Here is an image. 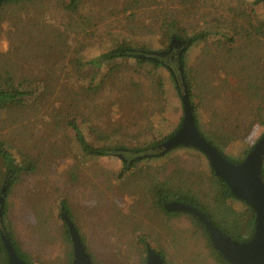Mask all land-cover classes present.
<instances>
[{"label":"trees","instance_id":"obj_1","mask_svg":"<svg viewBox=\"0 0 264 264\" xmlns=\"http://www.w3.org/2000/svg\"><path fill=\"white\" fill-rule=\"evenodd\" d=\"M11 1L14 0H8L6 3ZM18 1L20 4L14 12L17 14L25 13L27 9H30V5L32 8V5L40 2L38 0ZM221 4H224L229 12L234 11L235 15L226 17L219 14ZM63 16L64 19L56 25L57 27L52 28H49V24L45 21H31V25L22 27L20 21L13 16L15 19L10 34L16 36L17 43L9 52L2 53L1 56L4 59L0 61V71H2L0 74L7 89L0 87V112H9L16 107V104L31 97L29 93L19 90L21 80H23L22 82L29 80L40 82L44 84V93L49 95L52 100L50 102L51 110L45 113L48 120L43 119L44 122L49 125H52L53 122L55 127L56 122L58 125L69 126L75 134L78 150L84 157H106L111 152L119 150L140 152L147 148L157 147L176 133L183 116L169 134L162 140L148 145L146 149H133L128 146L138 141L139 137L149 135L154 131L156 119L163 113L162 98L152 92L156 78L155 72L161 67L169 68L160 60L144 56L149 53L147 48H138L136 45L152 42V46H154L162 27L168 24L175 29L171 41L176 40L187 44L180 56V61L197 130L199 131V124L196 109L191 102V85L186 81V73L192 71L189 63L190 51L194 47H201L202 57L198 63L202 76L200 80L199 77L195 80L202 89L201 95L203 88L208 89L210 93L206 92L210 94L212 104L220 109L221 106L223 107L222 113L217 109L214 116H217L218 130L224 140L231 142L244 138L246 132L243 117L246 112L247 98L250 97L253 85L247 84L246 77L242 75L233 83L232 70L235 69V74L239 75L246 73L248 69L245 63L248 58L246 50L248 53L250 47L237 46L234 56L227 51V45L223 48L222 55H216L211 49L215 40L223 36L230 25L238 28L239 23L244 21V13H239L238 0H70L69 7L64 9ZM237 18L242 20L238 22ZM44 25L51 30L49 32L50 40L47 42L40 36ZM101 27H106L107 30H104V33H98V29ZM245 27L239 26V31L243 33V39L246 42L249 40L247 36L251 34ZM22 29L27 30L24 36H22ZM70 35L74 36V46L73 42L67 41L71 37ZM102 36L111 37L119 42L114 47L91 52L89 58L82 61L84 60L81 56L82 51L95 48L96 41ZM225 40L227 43H231V38L226 37ZM43 49L44 52L40 56L38 50ZM152 51L157 52L156 49ZM85 67H91L93 74L88 83L82 84L80 79ZM223 72L227 73V81L221 79L220 75ZM195 75L198 76L196 73ZM203 76L204 78H202ZM17 77L21 79H16ZM230 101L234 107L229 110L228 107H232ZM61 105L75 106V110L72 112L79 114L88 124L92 136L89 140L83 131L67 118L52 117L56 107ZM234 108L237 113L236 119L234 122H230L228 119L231 115L228 113ZM53 128H49L48 131L53 132L55 130ZM263 135L264 133L260 138ZM98 139H105L108 144L101 148L95 147L92 141ZM206 141L222 154L218 147L208 140ZM254 145L250 146L239 160L229 159L224 154L222 155L232 165H239ZM178 149L197 152L205 158L206 163L198 166L197 170L182 171L181 168H177L165 180H157L154 177L155 179L153 178L149 182L147 191L155 210L166 216H178L183 213L168 212L164 209L163 204L180 203L192 206L231 241L238 244L250 242L255 233L253 210L232 193L227 184L215 174L208 160L200 151L191 147H178L165 155L145 160L159 162ZM13 151V147H10L4 140H0V160L3 164L4 174L0 186V197L3 198L2 217L8 214V196L12 188L19 182L22 173L30 174L36 169L35 161H30L26 167H23L16 161ZM260 172L264 183L263 167ZM59 211L62 221L61 215L65 214L74 225L84 245V239L78 232L66 200L60 203ZM249 214L251 215L250 231L244 237L242 230ZM188 217L194 227V236L201 242L203 250L201 253L191 256L190 259H184L185 263L201 262L204 264V261H208L213 264H231L221 257L214 248L204 225L196 218L190 215ZM4 232L16 256L24 263L32 264L29 254L22 249L12 230L5 229ZM140 240L144 242L143 239ZM159 256L163 264H167L165 254L160 253ZM64 263H74L73 251L66 254ZM146 263L147 253L145 252L140 264ZM0 264H9V257L1 238ZM91 264L93 263L91 262Z\"/></svg>","mask_w":264,"mask_h":264},{"label":"rangeland","instance_id":"obj_2","mask_svg":"<svg viewBox=\"0 0 264 264\" xmlns=\"http://www.w3.org/2000/svg\"><path fill=\"white\" fill-rule=\"evenodd\" d=\"M38 1L40 2L32 5L33 9L30 5V9L25 13L18 14L14 13L20 4L18 0L8 3L6 1L0 6V61L4 59L1 57L2 53L6 54L17 43L16 36L10 34L15 19L13 16L20 21L22 27L31 25V21H45L49 28L57 27L56 25L64 19V9L70 4V0ZM238 4L239 13L243 12L245 15L239 26L245 27L246 23L245 29L251 34L247 36L249 40L246 42L249 43L244 41L239 26L237 28L230 25L227 32L215 40L211 49L216 55H222L223 48L227 45V51L234 56L237 46L250 47L248 53L246 50V73L235 74L233 69V81L231 80L234 83L242 75L246 77L247 84L253 85L243 117L247 133L244 138L226 142L218 130L217 116H214L215 110L221 111L223 107L220 109L212 104L210 94H207L210 93L208 89L203 88L201 95L202 89L195 82L202 76L198 63L202 57L201 47H194L190 51L189 63L192 71L186 73V81L191 85V102L196 109L200 134L218 147L222 154L234 160L241 159L244 152L264 133V0H238ZM219 14L228 17L234 16L235 12H229L227 7L221 4ZM237 19L238 22L242 20ZM49 28L44 25L40 32L41 38L46 42L50 40ZM22 30L24 36L27 30ZM104 30H107L106 27H101L98 33H104ZM174 30L171 25L165 24L154 46L152 42L136 45L138 48L146 47L149 53L155 52L152 51L155 49L157 54L168 52L166 56L153 57L167 64L169 68L157 69L152 86L154 95L162 98L163 113L157 117L152 133L139 137L134 144L128 145L133 149H146L148 145L162 140L177 126L183 116L180 97L172 78L178 76L175 63L177 53L182 47L179 45L178 48L177 43L171 41ZM70 36L67 41L73 42L74 46V36ZM226 37L231 38V43L226 42ZM118 42L111 37H100L95 48L82 51V61H86L91 52L114 47ZM38 51L41 56L44 49ZM82 71L80 80L82 84H86L90 81L93 70L91 67H85ZM220 76L227 81V73L223 72ZM183 78L185 81L184 75ZM22 81L19 82V90L29 93L31 97L16 104L9 112H0V140L13 147L18 163L26 167L30 161H35L36 169L30 174L22 173L19 182L12 188L7 199L8 214L2 217L1 224L3 230H12L22 249L29 254L32 264H65L66 254L72 251L68 229L59 217L60 203L63 200L67 201L93 264H140L146 246L158 254L164 253L167 264H186L184 259L201 253L202 244L194 236V227L188 215L166 216L157 212L147 190L154 177L157 180H165L177 168L182 171L197 170L198 166L206 163L203 156L187 149H178L159 162L134 160V152L129 151L122 154L125 162L115 155L116 152H111L106 157L86 158L78 150L75 134L69 126L58 125L56 122L55 127L53 122L52 125L44 122L43 119L48 120L45 113L51 110L52 101L49 95L44 93V84L30 80ZM0 87L7 89L1 74ZM230 103L232 107H228L229 110L234 107L231 101ZM74 110L75 106L61 105L56 107L52 117L67 118L76 124L89 140L92 136L88 124L79 114H74ZM234 112L235 108L228 113L231 115L228 121L234 122L237 115ZM51 127L55 129L53 132L48 131ZM92 143L98 148L108 144L105 139ZM130 157L133 159L130 160ZM262 167L264 168V158ZM2 168L0 160V186L4 179ZM250 224L249 214L242 230L244 237L250 231ZM204 264L213 263L204 261Z\"/></svg>","mask_w":264,"mask_h":264},{"label":"water","instance_id":"obj_3","mask_svg":"<svg viewBox=\"0 0 264 264\" xmlns=\"http://www.w3.org/2000/svg\"><path fill=\"white\" fill-rule=\"evenodd\" d=\"M8 0H0V6ZM181 45L177 53L178 76H173L176 90L182 105L183 118L179 129L167 141L157 147L140 152H134V160H142L151 157H158L174 150L178 147H191L200 151L208 160L215 174L227 184L232 193L245 203H247L255 215V233L253 239L248 243L238 244L222 235L197 209L192 206L180 203H164V209L168 212H179L188 214L199 220L208 231L214 248L221 257L231 264H264V183L261 179V167L264 158V135L258 140L244 161L239 165H232L225 160L214 147H212L197 130L194 117L190 107L188 90L183 78L180 56L187 44L184 42L173 41L172 43ZM171 47V46H170ZM171 49V48H170ZM169 49V50H170ZM168 50V51H169ZM168 52L160 54L151 52L146 53L147 57L166 56ZM124 150L116 151L115 155L122 161H126L122 155ZM2 204L3 198L0 197V238L9 257V264H26L21 261L13 251L8 238L2 228ZM70 235L72 251L74 254L73 264H91L85 247L71 221L65 214L61 215ZM147 263L163 264L159 254L146 246Z\"/></svg>","mask_w":264,"mask_h":264},{"label":"flooded vegetation","instance_id":"obj_4","mask_svg":"<svg viewBox=\"0 0 264 264\" xmlns=\"http://www.w3.org/2000/svg\"><path fill=\"white\" fill-rule=\"evenodd\" d=\"M173 53H174V51H173ZM171 60H173V58L171 59ZM173 62V61H172ZM133 156V155H132ZM131 158V157H130ZM133 159V157L130 159V160H132Z\"/></svg>","mask_w":264,"mask_h":264}]
</instances>
